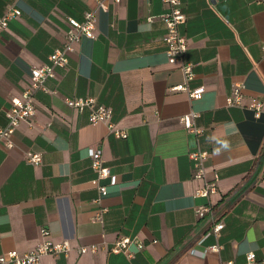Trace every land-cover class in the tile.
I'll list each match as a JSON object with an SVG mask.
<instances>
[{
    "label": "crops",
    "instance_id": "crops-1",
    "mask_svg": "<svg viewBox=\"0 0 264 264\" xmlns=\"http://www.w3.org/2000/svg\"><path fill=\"white\" fill-rule=\"evenodd\" d=\"M180 1L189 88H203L197 101L170 90L183 78L165 57L160 0H0V16L9 6L21 12L0 34V128L30 70L63 48L67 18L94 12L98 19L95 38L82 36L66 67L45 81L48 92L35 93V115L15 130L13 147L0 140V255L33 250L44 230L70 250L40 264H244L251 252L252 264H264V0ZM235 84L244 86L243 107L226 104ZM75 98L107 107L126 138L65 104ZM251 98L263 105L259 118L246 107ZM192 112L198 136L179 122ZM197 149L209 154L206 178L217 179L209 198L195 196L203 182L193 178L189 154ZM89 150L101 151L114 185L97 180ZM27 153L42 163H27ZM203 205L224 225L218 238L209 217L195 214ZM121 237L144 247L129 245L130 258L109 252ZM215 243L218 254L201 255ZM89 246L97 253H78Z\"/></svg>",
    "mask_w": 264,
    "mask_h": 264
},
{
    "label": "built area",
    "instance_id": "built-area-1",
    "mask_svg": "<svg viewBox=\"0 0 264 264\" xmlns=\"http://www.w3.org/2000/svg\"><path fill=\"white\" fill-rule=\"evenodd\" d=\"M114 4L121 3V0H111ZM166 7V12L162 16V21L165 26L164 41L166 44L165 57L169 64L178 65L182 74L183 82L172 87V92H182L187 94L188 98L193 101L200 100L203 93V88L190 89L189 83L194 78L192 65L186 63L184 60L185 53L188 49V40L180 31L181 26L186 22L181 7L180 0H160ZM98 8L101 11H107L108 5L106 1H98ZM21 15L19 9L12 6L6 8L2 16H0V34L5 31L10 21L18 18ZM97 15L94 12H85L82 20L75 18H67L68 30L66 33V42L61 49L54 50L48 57V63L40 67H35L30 70V77L27 88L23 91L22 95L17 98H12L10 107L5 112V117L8 121L5 128H0V140L4 142L7 149L13 147V135L18 126L23 122H31L35 115L36 107L34 104V97L37 91L48 92L44 83L47 79H53L56 76V68H65L68 62V55L73 50V45L86 37L94 39V30L97 24ZM150 21V19H149ZM261 49L264 53V39L261 43ZM244 98V86L235 84L231 87V91L226 98V104L230 107H243L242 100ZM65 104L78 112H83L85 109L89 112L88 121L91 124L106 123L108 129L117 138H126V134L117 130L111 122V111L102 105L96 103L93 98H75L66 99ZM247 109L253 112L255 118H259L263 112V105L254 98L250 99ZM198 115L190 113L179 118L180 124L188 132L198 136L201 134V129L198 128L194 120ZM89 158L91 160V168L96 175L97 180L109 179L110 185L115 184V177L109 172V169L103 165L102 153L100 150H89ZM209 154L206 151L197 149L189 154L192 161V174L193 178L203 182V186L195 192V196L209 198L217 191V179L214 175L213 178H206L205 161ZM26 162L32 166H39L42 163L41 155L38 153H27ZM101 196L107 195V188L105 186L99 187ZM195 214L198 218L209 217L213 226L210 231L215 238H218L220 232L223 230L224 225L220 221L216 222L212 207L210 205L198 206L195 209ZM44 238L35 248L27 253H19L15 250L5 252L0 255V264H40L41 259L45 256L58 257L60 255H67L70 250V245L67 241L54 243L45 239L48 233L44 230L41 232ZM135 244L138 250L143 249V245L135 242L126 237L118 238L109 248V252L113 254H125L127 257L132 255L128 251V247ZM222 247L215 243L207 247L201 253L205 256L207 253L218 254ZM98 251L97 246L80 247L78 253L84 255L87 253L96 254ZM194 251H192L193 253ZM256 261V255L251 252L245 256L244 264H252ZM221 264H235L233 261L224 262Z\"/></svg>",
    "mask_w": 264,
    "mask_h": 264
}]
</instances>
